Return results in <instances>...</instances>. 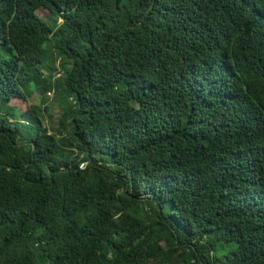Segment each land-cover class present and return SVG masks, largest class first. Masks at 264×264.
Returning <instances> with one entry per match:
<instances>
[{
  "label": "trees",
  "instance_id": "trees-1",
  "mask_svg": "<svg viewBox=\"0 0 264 264\" xmlns=\"http://www.w3.org/2000/svg\"><path fill=\"white\" fill-rule=\"evenodd\" d=\"M0 264H264V0H0Z\"/></svg>",
  "mask_w": 264,
  "mask_h": 264
},
{
  "label": "rangeland",
  "instance_id": "rangeland-1",
  "mask_svg": "<svg viewBox=\"0 0 264 264\" xmlns=\"http://www.w3.org/2000/svg\"><path fill=\"white\" fill-rule=\"evenodd\" d=\"M37 15H45L46 14V10H42V9H39L37 12ZM49 18H51V17H46L44 20H48V21H46V22H49ZM47 63H51V59H49L48 61H47ZM59 71H56L55 72V74H54V76L58 73ZM54 76H53V79H57V78H54ZM34 99V98H33ZM50 100L52 101V98H50ZM9 104L10 105H13V106H15V107H17V108H19L21 111H23V110H25V109H27L28 108V101L26 100V101H20V100H16V99H13V100H11L10 102H9ZM54 105H57V106H54ZM60 108V110H59V108ZM51 111H52V117L55 119V122H54V127L56 128L57 126H58V124H59V122H57V117H59L60 116V112H61V110H62V106H61V104L59 103V104H57L56 102H54V104H53V106H51ZM47 124V123H46Z\"/></svg>",
  "mask_w": 264,
  "mask_h": 264
},
{
  "label": "built area",
  "instance_id": "built-area-1",
  "mask_svg": "<svg viewBox=\"0 0 264 264\" xmlns=\"http://www.w3.org/2000/svg\"><path fill=\"white\" fill-rule=\"evenodd\" d=\"M60 75H61V73H60V72H58V73L55 75V77H54V78H58V77H60ZM47 95L51 97V96H52V92H48V93H47ZM83 165H84V164L82 163V164H80V166H79V167H80V168H82V167H83Z\"/></svg>",
  "mask_w": 264,
  "mask_h": 264
},
{
  "label": "clouds",
  "instance_id": "clouds-1",
  "mask_svg": "<svg viewBox=\"0 0 264 264\" xmlns=\"http://www.w3.org/2000/svg\"><path fill=\"white\" fill-rule=\"evenodd\" d=\"M60 76H61V75H60ZM54 77H55V76H54ZM58 78H59V77H58ZM51 97H52V96H51ZM51 97H50V98H51ZM82 168H83V167H82ZM82 168H80V169H82Z\"/></svg>",
  "mask_w": 264,
  "mask_h": 264
}]
</instances>
